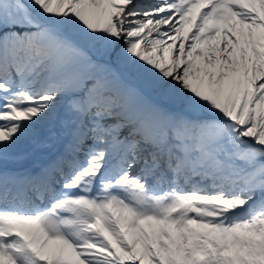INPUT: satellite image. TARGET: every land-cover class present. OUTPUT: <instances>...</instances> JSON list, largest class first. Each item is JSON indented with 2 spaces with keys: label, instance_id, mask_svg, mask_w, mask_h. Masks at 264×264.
I'll return each instance as SVG.
<instances>
[{
  "label": "rangeland",
  "instance_id": "1",
  "mask_svg": "<svg viewBox=\"0 0 264 264\" xmlns=\"http://www.w3.org/2000/svg\"><path fill=\"white\" fill-rule=\"evenodd\" d=\"M86 2L0 0V125L5 124L2 128L7 129L10 142L33 143L26 158L39 156L53 144L60 145L72 133L71 126L79 115L90 126L82 148L72 149L78 163L66 180L58 174L55 184L64 191L61 193L68 192L66 198L78 211L82 226L97 227L93 228L94 244L104 249L103 262H98L79 249L83 245L68 242L76 249L49 258L43 254L45 241L38 238L28 264H47V260L48 264H239L256 230H264V195L257 204L246 207L254 199L248 196L264 191V142L251 135L240 138L243 122L238 120L234 122L240 125L238 131L233 132L231 125L221 132L214 129L217 123L210 119L212 110L204 109L201 101L217 97L215 86L234 83L230 100L217 99L226 112L245 121L257 98L264 94V69L258 76L259 63L264 62L263 44L252 38L258 29L264 30V0H164L156 1L154 8L153 0ZM161 7L172 11L179 23L176 28L186 35L164 50L157 47L162 40L151 37L148 44L143 35L138 37L142 25L151 20L145 18L151 17L148 13ZM30 11L39 13L41 26L17 22ZM64 12L70 14L62 24ZM120 15L136 22L126 35ZM64 38L68 41L63 42ZM86 40L98 42L97 46L88 48ZM104 44H109L112 51L102 53ZM226 50L228 56L221 58L220 53ZM127 72L138 76L142 85L125 80ZM105 77L111 82L102 87L101 78ZM248 81L251 91L244 99ZM142 87L152 90L155 98L144 97ZM159 99L165 107H160ZM243 100L245 112L240 107ZM93 101L110 107L90 106ZM168 106L175 111H169ZM186 112L196 113V118L191 120ZM119 114L124 118L116 119ZM114 115L113 125H109L111 121L106 118ZM96 128L106 129L107 140L111 137L114 142L98 154L109 157L106 165L116 159L114 154L123 151L120 144L124 139L135 140L137 150L159 153L151 160L154 170L162 167L165 153L179 151L187 155L192 166L188 179L206 164L199 181L222 183L226 189L196 191L193 187H176V180L149 185L152 176H142V166L132 173L134 160L129 162V171L97 176L95 171L84 172L88 149L99 145L91 141ZM128 128H137L138 132L130 133ZM72 152H67L68 160ZM62 162L69 168L65 159ZM164 171L168 178L177 174L168 164ZM36 177L38 180L32 181H45L40 174ZM22 190L36 197L31 184ZM1 201L0 212L12 218L25 215L40 220L53 209L51 201L45 204L36 200L44 206L41 209L33 202L31 205L39 208L28 212L5 209L11 204ZM18 203L25 204L23 200ZM234 206L244 209L230 211ZM192 221L204 227L195 224L188 230ZM6 232L0 228V236ZM15 258L12 254L8 259L18 262Z\"/></svg>",
  "mask_w": 264,
  "mask_h": 264
},
{
  "label": "bare ground",
  "instance_id": "2",
  "mask_svg": "<svg viewBox=\"0 0 264 264\" xmlns=\"http://www.w3.org/2000/svg\"><path fill=\"white\" fill-rule=\"evenodd\" d=\"M92 1L93 0H87L86 3L90 4ZM156 1L157 3L164 2V0H153L155 5H153L152 8L157 6ZM68 8L69 6L67 7V9ZM69 14H70L69 12L66 14L64 12V18L62 20V24L68 21ZM148 14L151 15V17L146 16L145 18H149L151 20H149L146 24H143L141 27V30L138 32V37L140 35L141 36L143 35L145 42H147L148 44H150L149 38L151 37L154 39H160L163 42L161 44H158L157 47L160 48L161 50H164L166 45H175L176 42L177 43L181 42L185 38L186 35H183L176 28L179 23H176V18L172 16V11L170 9H167L166 7H161L159 11H155L151 13L149 12ZM120 17L122 20L121 22L123 24V34L126 35L131 30H133L131 24L133 25V23H136V22H130L129 20H126V18L123 15H120ZM263 31H264L263 28L258 29V31L253 33L252 38L253 40H258L259 44L264 45ZM263 45L261 46L264 50ZM166 48H169V47H166ZM227 52L229 51L226 50V52H221L220 57L221 58L227 57L228 56ZM163 54L167 55L166 52ZM262 63L264 62L259 63L258 76L263 75L264 68H263ZM124 79L127 81L129 80L132 84L135 83L136 85L140 86L139 81L129 72H127ZM141 89H143V91L142 90L141 91L144 97L155 98L154 94L151 92L152 91L151 89H150L151 91L145 90V88L143 87ZM106 107L109 108L110 106L105 105V107L103 108H106ZM114 117L115 115L109 116L106 119H109V121H111L114 119ZM115 118L121 119V118H124V115L119 114V115H116ZM77 120H78L76 122L77 128H76V131L73 132L72 139L76 141H80L83 139L82 142H85L84 140L85 136L83 137L82 135L90 132L89 127L86 126L87 124L82 122V119L80 117L77 118ZM136 120L139 121V119H136ZM108 124L113 125L112 121ZM4 125H0V191H4L5 188H10L9 194L16 193V196L22 195L21 197H24L25 191L23 190H22L23 192H18V191L22 187H24L26 184H30L33 179L34 180L38 179L36 178V176H34L35 171L38 168H41V176L45 179H49V177L52 176L50 169L57 170L60 168V165H58V163L54 164L52 162V159L54 157L56 158L59 157V160H61L60 158L64 159L65 153L67 152V150L70 149L71 145H73L74 142L73 140L66 142L67 144L63 142L64 139L67 138L68 136L67 135L63 138L60 145L53 144V147H51V149L50 148L49 150L46 149V151L41 152L39 156L37 155V156L26 158V155L29 154V152L33 149L32 148L33 143H24L20 145L18 142L16 143L10 142L6 134L7 129L5 130L4 128H2ZM57 127L58 126L55 125V129ZM39 128H41L42 130V126ZM127 131L130 133H133V132H138V129L128 128ZM56 132L60 133L61 131L57 128ZM106 133H107V130L105 129L96 130L95 133L92 131L91 141L98 142L99 145L98 147L96 146V148L88 149V153L85 157L87 166H85V168L83 169L84 172H94L95 171L94 176H97L100 174L104 175L108 173L118 172L120 170L129 171L128 165H129V162H132V160L134 161L133 163H131V166H136L139 164L135 160L136 155L139 152V150H137L138 147L136 146L135 140H133L130 143V146L128 148L125 146L122 152L117 153V155L114 154L112 157L116 156V161H113V164H110L109 166H107L106 163L109 157L107 155L98 157L99 152L102 151L101 149H106L108 146H111L114 143L111 140V137H109V141L107 140L106 136L104 137ZM99 138H105V140L102 139L101 141L99 140ZM119 139L121 138H118L117 140ZM148 140L149 142L152 141L150 139ZM141 144L143 145L142 148L145 147L144 142H141ZM149 153H146L143 151L144 156L148 155ZM119 155L120 157L117 158ZM161 155L163 156V154ZM164 156H165V159L163 160L164 163H168L172 155L165 153ZM185 156L186 155H183L182 157V161L184 162L183 165L177 167V169H179V172L176 175H178L177 179L188 181V176L193 170L191 169L192 171H189V169L186 167V165L188 164H185V161L187 159ZM152 159H154V157L151 158L150 160H146V161H149V163L145 162L143 165L144 171H145L144 174L148 176H152L151 180L148 182L149 185H153V184L156 185L158 184L157 182L162 183V182L171 181L175 179V177H169V178L166 177L165 171H164V165H162L160 169L154 170L153 167L155 163L151 161ZM71 161L76 162L74 158H72ZM205 166L206 164H202L201 170L199 172H193L192 176L198 177L197 179H200V177H202V175L204 174L203 169ZM181 168H183L184 171H180ZM136 169H138V167L134 168V170L132 169L131 170L132 173H135ZM148 180L149 179H147V181ZM47 181H45V183ZM214 184L215 183L212 182L209 184V186H213ZM190 185H193V184L190 183ZM216 185H219L218 187L222 188L221 184H216ZM201 188L204 189L206 188V186H202ZM230 193H231V190L228 191V194ZM67 194L68 193L66 192L62 193V196L60 198L56 197V199L52 200L51 201L53 205L52 211L49 212V214L42 216L40 220H36L30 217H24L25 215L12 218L10 217L11 215L7 216L3 212H0L1 227L7 231L5 235L0 236V264H28L31 250H33V242L35 240H38V238L45 241L43 254L49 258H51L54 255H57V253L59 252L70 253L72 252L73 249H76L73 246L72 248L70 247V245L68 244V242H70L73 244H77V246L83 245L84 247L79 248V249H83V251L87 252L88 255L93 260L98 261V262L99 261L103 262L102 261L103 259L101 257H103L104 249L101 247L96 248L95 246L96 244H94L95 239H94V229L93 228H97V227L82 226L81 222L79 221L80 217H79L78 211L75 208L70 207L69 205L70 200H68V198L63 197V196H66ZM258 194H259V197H257ZM227 195H225V197ZM263 195H264V191L260 190L259 192H256L255 194L248 196V198L254 197V199H251V201H249L247 204L245 203L246 207L257 204L262 199ZM49 201H50L49 199L44 198L43 202L47 203ZM7 204H11V203H7ZM11 205L10 207L5 208V209H12ZM20 206H21L20 209H18V207L14 209L15 210H23V209L25 210L26 209L28 212V210H30L32 207L31 202L28 203V205L25 204V205H20ZM243 209L239 208L238 206H234L232 209H230V211H238V210H243ZM194 225L204 227L202 224L192 221L190 225L187 227V229L190 230ZM52 233L53 235L55 234L57 238L54 236L52 237ZM59 234H61V236H58ZM18 235L20 237H18ZM23 239L24 241L22 245L21 241ZM129 240L131 241V244H133V247H137L136 244L133 242L132 238H129ZM12 254L18 259V262L14 263L8 259L9 256H12ZM47 264H48V260H47Z\"/></svg>",
  "mask_w": 264,
  "mask_h": 264
},
{
  "label": "trees",
  "instance_id": "3",
  "mask_svg": "<svg viewBox=\"0 0 264 264\" xmlns=\"http://www.w3.org/2000/svg\"><path fill=\"white\" fill-rule=\"evenodd\" d=\"M17 22L19 24L27 25V26H31V25L41 26L42 25V22L40 21L39 13L37 14L33 11L27 12L25 15L18 18ZM50 29L53 32H55L53 28H50ZM98 41L101 42L102 40H98ZM86 42H87L86 46L88 48L92 47V45L97 46V43H98V42H95L94 44L91 40H86ZM103 42L105 43V41ZM104 46L106 50L103 51L102 53L106 54L112 51V47L109 44H104ZM109 82H111V79L108 77L103 82L102 87H104V85H108ZM235 87L236 85L234 83H228V82L215 86V88L217 89L216 94H217L218 99L222 102L230 100L231 93ZM250 91H251V83L248 81L246 85V89H245L244 99L246 98V95L250 93ZM217 97L215 95V98L212 97V98H209V100L204 98L205 100L201 101L204 109H209L210 111L212 110L211 111L212 117H210V119L211 118L215 119L213 121L217 123L214 129L216 130L220 129L219 132H221V131H225L228 128V126L231 125L233 126L232 127L233 132L238 131L240 129V125H235L234 123L235 120H238L239 123L243 122L240 138L246 139L248 135H251L254 140H259V141L264 142V94H261L257 98L256 103H254L255 104L254 107L252 108L250 114L247 115L245 121H241L240 117H237V115H235L234 113L226 112L224 110L223 103L222 102L220 103ZM241 106H242L243 111L245 112L247 110L245 101L244 103L240 104V107ZM245 114L243 116H245ZM191 115L192 117H196L197 114L195 113ZM206 117H209V116H206ZM217 117H219L222 120L220 121V119H217ZM224 135H227V134L224 132ZM239 264H264V230H260V229L256 230L255 238L250 242V247L246 255L241 256L239 258Z\"/></svg>",
  "mask_w": 264,
  "mask_h": 264
},
{
  "label": "water",
  "instance_id": "4",
  "mask_svg": "<svg viewBox=\"0 0 264 264\" xmlns=\"http://www.w3.org/2000/svg\"><path fill=\"white\" fill-rule=\"evenodd\" d=\"M261 82H262V80H261Z\"/></svg>",
  "mask_w": 264,
  "mask_h": 264
}]
</instances>
